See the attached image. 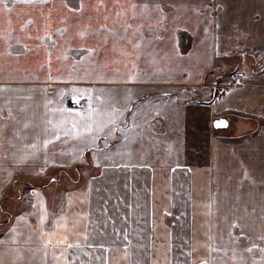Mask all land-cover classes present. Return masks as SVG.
Segmentation results:
<instances>
[{
	"label": "crops",
	"instance_id": "0c3cea01",
	"mask_svg": "<svg viewBox=\"0 0 264 264\" xmlns=\"http://www.w3.org/2000/svg\"><path fill=\"white\" fill-rule=\"evenodd\" d=\"M0 221V264L248 252L264 235V0H0Z\"/></svg>",
	"mask_w": 264,
	"mask_h": 264
},
{
	"label": "rangeland",
	"instance_id": "374dc122",
	"mask_svg": "<svg viewBox=\"0 0 264 264\" xmlns=\"http://www.w3.org/2000/svg\"><path fill=\"white\" fill-rule=\"evenodd\" d=\"M16 1H18V0H2V3H8V4L13 3L14 4ZM222 12H223L222 4L218 3L217 9L215 11L216 16L218 14H221ZM25 22H27L26 24L29 26V24H30L29 18H27V21H25ZM21 26L24 27V25L22 23H21ZM19 31H21V29ZM27 43H29V42H27ZM231 68L233 69V66H231ZM233 77L234 76H232L231 79H235V80L237 79V78H235V77L233 78ZM67 100H69V99H67ZM70 100H69V102H70ZM218 129H220V128H218ZM79 165L80 164L77 163V166H79ZM78 168H80V167H78ZM0 224H2L1 221H0ZM173 227L178 228V226H173ZM193 228H194L193 226L189 227V234H192ZM200 229H202V227ZM237 229L239 230V234H242L243 232H245V230L248 232V229H251V228L241 226V227H237ZM243 229H245V230H243ZM259 229L261 230V233L263 230V234H264V226L259 227ZM177 230H179V229H177ZM257 231H258L257 233H259L258 228H257ZM252 233H253V231H252ZM252 233L248 232L249 236ZM254 234H256L255 231H254ZM230 237H231V240L236 239L233 236V234H231V233H230ZM257 237H258V235H257ZM257 237H255V239H251V241H254L255 246L254 245L247 246V247H250V248H248V252H241V253L234 254L233 247H231V252H229L227 254L224 253V250L219 251L220 252L219 257L218 258L216 256L214 257L215 264H264V243H262V242H264L263 241L264 235L259 236L258 238ZM155 243H156V235L152 232V242H151L152 246L155 245ZM249 249H251V250H249ZM188 260H190V258ZM198 260H199V258H198ZM191 261H194V257H193V259H191Z\"/></svg>",
	"mask_w": 264,
	"mask_h": 264
},
{
	"label": "water",
	"instance_id": "95a60500",
	"mask_svg": "<svg viewBox=\"0 0 264 264\" xmlns=\"http://www.w3.org/2000/svg\"><path fill=\"white\" fill-rule=\"evenodd\" d=\"M219 121H223L224 124L218 127V126H217V122H219ZM228 123H229V120H228L226 117L217 118V119L214 121V127H215V128H224V127L228 126Z\"/></svg>",
	"mask_w": 264,
	"mask_h": 264
},
{
	"label": "built area",
	"instance_id": "2783aa9c",
	"mask_svg": "<svg viewBox=\"0 0 264 264\" xmlns=\"http://www.w3.org/2000/svg\"><path fill=\"white\" fill-rule=\"evenodd\" d=\"M70 104L72 106H76V107H83L84 102L82 100H79V99H71Z\"/></svg>",
	"mask_w": 264,
	"mask_h": 264
},
{
	"label": "snow or ice",
	"instance_id": "6c2138e0",
	"mask_svg": "<svg viewBox=\"0 0 264 264\" xmlns=\"http://www.w3.org/2000/svg\"><path fill=\"white\" fill-rule=\"evenodd\" d=\"M25 2H27V3H32L33 0H25ZM81 35H83V33H81ZM223 124H224L223 121H219V122H217V126H218V127L221 126V125H223Z\"/></svg>",
	"mask_w": 264,
	"mask_h": 264
}]
</instances>
